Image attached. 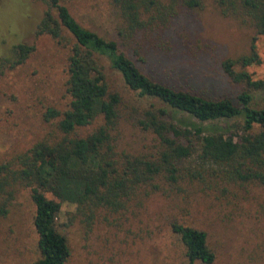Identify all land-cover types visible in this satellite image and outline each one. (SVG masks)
<instances>
[{"label": "trees", "instance_id": "16d2710c", "mask_svg": "<svg viewBox=\"0 0 264 264\" xmlns=\"http://www.w3.org/2000/svg\"><path fill=\"white\" fill-rule=\"evenodd\" d=\"M42 1L47 9L36 35H49L63 44L66 32L73 40L67 65L68 108L64 112L48 108L43 115L45 122L58 119L61 137L53 143L38 142L17 156V169L10 162L0 164V217L9 215L18 187L29 190L40 255L34 264H65L70 255L66 237L56 228L62 204L73 206L71 218L90 227L99 210L121 211L142 187H150L146 194L158 190V179L169 185L184 178L201 180L202 173L215 166L226 167L222 173L228 181L253 182L264 188V107H258L253 100L254 92L264 90V80H253L244 70L260 62L254 44L248 55L222 61L221 76L216 80H210L206 73L201 75L192 65L170 69L176 81L188 83L187 91L151 80L120 47L125 45L131 54H147V45L167 42L192 60L197 52L209 57V47L196 51L177 32L173 33L180 10H199L205 0H112L119 41L81 26L63 3L69 0ZM209 1L222 16L253 29V40L264 36V0ZM33 51L32 46H14L8 69L21 65ZM100 58L108 61L124 86L138 98L154 99L164 105H150L132 119L134 125L156 137L160 149L154 159L121 158L115 154L111 132L121 119V99L110 91ZM196 79L202 82L203 89L196 86ZM213 80V86H241L236 104L225 97L205 96ZM180 113L198 124L175 123L173 115ZM97 117L103 123L93 132L84 137L75 135ZM220 122L224 126L215 124ZM183 164H188L187 171ZM46 194L54 199L46 198ZM171 229L185 249L187 264L214 263L215 254L208 246L205 231L176 221L171 223Z\"/></svg>", "mask_w": 264, "mask_h": 264}, {"label": "rangeland", "instance_id": "374dc122", "mask_svg": "<svg viewBox=\"0 0 264 264\" xmlns=\"http://www.w3.org/2000/svg\"><path fill=\"white\" fill-rule=\"evenodd\" d=\"M111 1L63 3L81 26L119 41L115 36L118 19ZM46 9L42 0H0V164L10 162L13 169H17L16 157L38 142L60 139L58 119L45 122L43 115L48 108L64 112L70 102L67 65L73 40L66 32L63 44L49 35H36ZM180 11L173 33L177 32L196 51L209 47V57L197 52L192 60L167 42L147 45V54H131L120 44L143 74L155 82L187 91L188 83L176 81L170 69L192 65L201 75L206 73L210 80H216L221 76L222 61L248 55L254 44L260 62L244 70L253 80H264V36L253 40V29L222 16L209 0L199 10ZM19 44L32 46L34 51L10 70L13 47ZM100 63L110 91L121 99V119L111 132L115 154L121 158L154 159L160 149L156 137L134 125L132 119L138 117L136 113L150 109V105H164L154 99L138 98L124 86L106 59L100 58ZM214 80L205 96L225 97L236 104L241 86H213ZM201 81L195 82L200 90L204 88ZM253 96L255 105L264 107V90ZM173 119L182 126L198 124L181 113L173 115ZM102 123V118L97 117L75 135L87 136ZM215 124L224 126L221 122ZM184 166L187 171L188 164ZM225 169L215 166L205 170L201 180L184 178L176 185L158 179V190L146 194L150 187H142L121 211L99 210L90 227L71 218L73 206L62 204L56 228L69 246L65 264H187L185 249L171 229L174 221L206 232L208 246L215 254L212 264H264V188L253 182L228 181L222 173ZM45 196L54 199L50 194ZM15 197L9 215L0 217V264H34L40 256L33 226L34 205L28 189L18 187Z\"/></svg>", "mask_w": 264, "mask_h": 264}]
</instances>
